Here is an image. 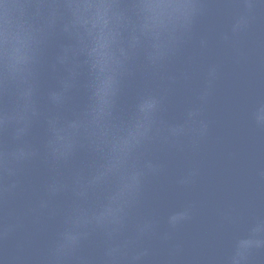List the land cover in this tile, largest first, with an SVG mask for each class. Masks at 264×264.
I'll list each match as a JSON object with an SVG mask.
<instances>
[{"label":"water","instance_id":"water-1","mask_svg":"<svg viewBox=\"0 0 264 264\" xmlns=\"http://www.w3.org/2000/svg\"><path fill=\"white\" fill-rule=\"evenodd\" d=\"M264 242V161L0 47V264H234ZM240 264H264V243Z\"/></svg>","mask_w":264,"mask_h":264},{"label":"clouds","instance_id":"clouds-1","mask_svg":"<svg viewBox=\"0 0 264 264\" xmlns=\"http://www.w3.org/2000/svg\"><path fill=\"white\" fill-rule=\"evenodd\" d=\"M262 243H264V242L259 241V240H251V239L242 241L240 244L241 251L238 252L237 258H236L234 264H240V260L243 258V250H246V249L251 248L253 246L258 247Z\"/></svg>","mask_w":264,"mask_h":264}]
</instances>
